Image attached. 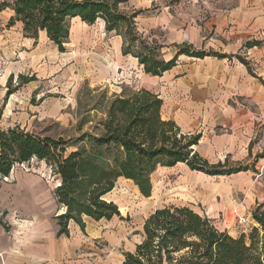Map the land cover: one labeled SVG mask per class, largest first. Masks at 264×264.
Segmentation results:
<instances>
[{
  "label": "crops",
  "instance_id": "0c3cea01",
  "mask_svg": "<svg viewBox=\"0 0 264 264\" xmlns=\"http://www.w3.org/2000/svg\"><path fill=\"white\" fill-rule=\"evenodd\" d=\"M3 1L12 0H0V3ZM153 4L161 7L160 12L148 15L147 10ZM118 7L126 13H137L134 20L138 34L149 45H160L164 59L173 57L174 45L187 44L195 51L205 52L203 57L181 54L171 69L161 76H152L144 72L137 58L122 54V38L106 32L103 20L94 22L100 21L104 32L117 38L109 52L113 63L120 66L123 58L129 56L140 67L138 85L118 87L120 92L112 95L141 88L158 94L162 99L163 119L172 120L183 133L200 134L194 148L202 158L209 164L224 165V170L237 169L229 174L209 175L178 163L175 166L184 165L191 174L216 179V183L210 188L187 175L175 179L170 187L182 200L192 199L200 187L207 188L208 192L197 203L188 206L211 219L219 230L237 237L236 219L251 215L257 205L263 204L264 0H180L177 4H167L164 0H122ZM12 16L10 7L0 10V27L5 24L8 27L0 31L1 56L26 58L24 63L31 65L47 53H63L44 31L34 39L24 36L21 22L8 26ZM93 24L72 18L65 48L80 28ZM154 30L161 31L162 36L158 38L152 33ZM46 41L53 49L46 47ZM17 63L9 64L6 74L0 78L6 90L9 77L11 81L14 75L26 77L21 72L23 67H17ZM97 89L105 91L100 87L91 91ZM6 93L5 99L11 94ZM151 193L146 198L149 201L153 200L154 187ZM64 212L65 208L57 203L54 195H46L45 183L39 177L21 175L12 169L0 181V264H120L123 254L133 252L143 240L144 221L138 227L123 222L113 231L110 228L117 216L99 221L84 217L83 230L69 220L67 233L60 234L57 216ZM135 231L142 232V237L112 262L94 263L87 256L90 251L83 253L86 257H78V248L86 246L89 238H103L108 246L121 245L129 242L128 236Z\"/></svg>",
  "mask_w": 264,
  "mask_h": 264
},
{
  "label": "trees",
  "instance_id": "16d2710c",
  "mask_svg": "<svg viewBox=\"0 0 264 264\" xmlns=\"http://www.w3.org/2000/svg\"><path fill=\"white\" fill-rule=\"evenodd\" d=\"M122 0H12L0 3L10 7L13 16L8 26L21 22L24 36L36 39L40 31L65 51L70 20L87 24L101 19L106 32L122 38V54L137 58L145 73L161 76L171 69L181 54L203 57L190 45H174L176 52L166 60L160 45L148 44L136 30V12L121 11ZM217 56H222L216 54ZM20 82L32 80L19 76ZM7 80V93L12 89ZM94 103L87 112H99L89 121L82 117L77 136L71 138L37 136L19 127L0 129V179L13 167L31 158L45 161L58 185L53 195L65 212L57 216L59 233H67L72 220L83 230L84 217L95 221L120 216L118 206L106 195L118 179L131 181L140 194L152 192V175L160 167L178 163L209 175L236 171L224 165L209 164L195 150L200 134L180 131L172 120L161 116L162 99L141 88L123 90L108 96L105 91H89ZM96 94V95H95ZM90 123L87 130L83 126ZM257 226L247 236H230L213 221L188 205L156 208L143 223V240L133 252H125L120 264H264V208L257 205L251 213Z\"/></svg>",
  "mask_w": 264,
  "mask_h": 264
},
{
  "label": "rangeland",
  "instance_id": "374dc122",
  "mask_svg": "<svg viewBox=\"0 0 264 264\" xmlns=\"http://www.w3.org/2000/svg\"><path fill=\"white\" fill-rule=\"evenodd\" d=\"M179 1L164 0L167 4H177ZM160 8L158 4H153L147 10L149 11L147 14H157ZM5 28L8 29L6 24L0 27V31ZM152 33L158 38L162 36L159 30H154ZM115 40H117L116 36L105 33L101 22L97 21L89 27L80 28L75 38L73 35L63 53L56 52L54 55L47 53L34 64L26 65L24 63L26 58H7L0 54V57L6 59V66L3 72H0V78H3L7 66L14 61H18L17 67H23L21 72L24 76L34 78L28 83L19 84L20 80L14 75L11 89L16 88L6 99V87L0 84V129L19 126L41 137L71 138L77 136V124L82 117L94 121V118L101 116L99 112H87L95 101L92 93H88L91 89L100 87L107 91L108 96H111L120 92L118 87H131L139 83L138 69L140 67L129 56L123 58L124 61L120 66L112 62L109 52L115 47ZM45 43L47 48L53 49L51 43L48 41ZM91 125L86 124L82 129L87 130ZM30 163L26 164L25 169L15 165L13 171H19L21 175L39 177L45 183L46 195L53 197L52 191L59 180L43 161L37 159ZM187 175L191 178L195 177L198 183L210 186V188L216 183V179L191 174L184 165L159 168L152 175L154 193L153 200L149 201L141 196L132 182L118 179L107 198L120 207L122 212H120V217L114 218V224L110 229L116 230L117 226L123 222L138 227L150 212L165 205L197 203L201 196L203 197L204 193L208 192L207 188L196 189L194 197L187 200H182L179 197L180 194L174 193L173 188H170L174 185L175 179ZM3 180L0 179V181ZM262 193L261 201L264 208V190ZM242 216L252 218L251 215ZM253 225L257 226L255 221ZM141 237L142 232L138 234L135 231L128 236L129 242L109 246L103 238H89L86 246L78 248V255L80 254L78 257L84 258L86 256L83 253L90 251L91 254L87 256L91 257L94 263L112 262L123 251L132 249L133 244Z\"/></svg>",
  "mask_w": 264,
  "mask_h": 264
},
{
  "label": "built area",
  "instance_id": "2783aa9c",
  "mask_svg": "<svg viewBox=\"0 0 264 264\" xmlns=\"http://www.w3.org/2000/svg\"><path fill=\"white\" fill-rule=\"evenodd\" d=\"M194 2H198L199 0H193ZM6 66V59L4 57H0V72H3L4 68ZM36 158H31L28 162L17 164V166H20L21 168L25 169L26 164L32 163ZM6 179V177L2 178ZM236 229H237V235L243 234L247 236L251 230V228L254 226V220L250 218V216H241L238 217L235 221Z\"/></svg>",
  "mask_w": 264,
  "mask_h": 264
},
{
  "label": "bare ground",
  "instance_id": "6f19581e",
  "mask_svg": "<svg viewBox=\"0 0 264 264\" xmlns=\"http://www.w3.org/2000/svg\"><path fill=\"white\" fill-rule=\"evenodd\" d=\"M176 187V186H175ZM173 188V187H172Z\"/></svg>",
  "mask_w": 264,
  "mask_h": 264
},
{
  "label": "water",
  "instance_id": "95a60500",
  "mask_svg": "<svg viewBox=\"0 0 264 264\" xmlns=\"http://www.w3.org/2000/svg\"><path fill=\"white\" fill-rule=\"evenodd\" d=\"M58 185V184H57Z\"/></svg>",
  "mask_w": 264,
  "mask_h": 264
}]
</instances>
